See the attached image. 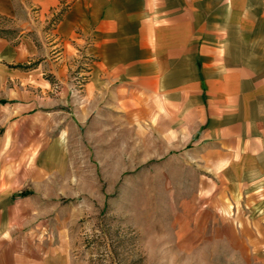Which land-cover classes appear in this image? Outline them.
Masks as SVG:
<instances>
[{
    "label": "rangeland",
    "instance_id": "rangeland-1",
    "mask_svg": "<svg viewBox=\"0 0 264 264\" xmlns=\"http://www.w3.org/2000/svg\"><path fill=\"white\" fill-rule=\"evenodd\" d=\"M34 1L12 0L18 22L30 9L36 19ZM70 1L62 0V13ZM56 15L38 33L0 14V37L31 42L27 59L7 62L0 55V61L9 74L20 75L8 87H27L38 99L28 122L43 124L44 133L28 138L43 142L29 150L41 155L45 200L59 205L71 264H264V179L247 175L242 182L228 165L219 168L206 135L222 93L205 83L197 95L190 84L188 93L137 92L119 107L106 97L88 102L91 63L81 50L60 61L64 48L52 44ZM204 30L199 42L211 46L213 29ZM208 55L198 68L208 66L204 71L211 74L213 52Z\"/></svg>",
    "mask_w": 264,
    "mask_h": 264
},
{
    "label": "crops",
    "instance_id": "crops-1",
    "mask_svg": "<svg viewBox=\"0 0 264 264\" xmlns=\"http://www.w3.org/2000/svg\"><path fill=\"white\" fill-rule=\"evenodd\" d=\"M34 5L36 19L28 4L30 17L18 22L12 0H0V14L17 21L21 30L38 33L57 14L52 44L64 48L60 61L84 51L91 63L86 101L106 97L119 107L137 92L188 93L191 84L198 95L205 83L212 84L222 94L206 135L212 138L218 167L228 165L242 182L247 175L264 179V0H72L63 13L62 0H35ZM206 27L213 29L207 35L212 36L211 46L199 42ZM12 41L0 37V55L7 62L27 59L30 40ZM209 51L212 69L206 74L208 66L200 71L198 61L209 62ZM0 62V90L7 93L0 97V264H71L58 222L59 205L50 207L45 200L41 155L29 150L43 142L28 138L29 133H44L43 124L28 122L37 115L38 99L27 87L9 88L20 75L9 74ZM46 208L52 209L47 218Z\"/></svg>",
    "mask_w": 264,
    "mask_h": 264
}]
</instances>
